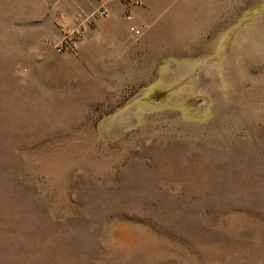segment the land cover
Returning <instances> with one entry per match:
<instances>
[{
  "label": "rangeland",
  "instance_id": "1",
  "mask_svg": "<svg viewBox=\"0 0 264 264\" xmlns=\"http://www.w3.org/2000/svg\"><path fill=\"white\" fill-rule=\"evenodd\" d=\"M76 1L0 0V264H264V0Z\"/></svg>",
  "mask_w": 264,
  "mask_h": 264
},
{
  "label": "crops",
  "instance_id": "2",
  "mask_svg": "<svg viewBox=\"0 0 264 264\" xmlns=\"http://www.w3.org/2000/svg\"><path fill=\"white\" fill-rule=\"evenodd\" d=\"M175 4V0H77L73 7L75 16L71 17V21L85 28L86 35L83 33L82 42L86 41L87 34L92 30L91 25L96 31L104 32L107 29L125 38L129 36V27L131 30L132 27L139 29L136 34H141L156 19L167 17ZM101 6L106 7L107 14L99 17L97 12ZM67 26L77 29L71 24Z\"/></svg>",
  "mask_w": 264,
  "mask_h": 264
},
{
  "label": "built area",
  "instance_id": "3",
  "mask_svg": "<svg viewBox=\"0 0 264 264\" xmlns=\"http://www.w3.org/2000/svg\"><path fill=\"white\" fill-rule=\"evenodd\" d=\"M107 14L106 7H102L98 10L97 15L99 17L105 16ZM62 29V38L56 45L59 52H65L67 50L78 52L80 50V41L84 33V28L71 29L67 26L64 20L60 21ZM135 33H139V29L132 27Z\"/></svg>",
  "mask_w": 264,
  "mask_h": 264
},
{
  "label": "bare ground",
  "instance_id": "4",
  "mask_svg": "<svg viewBox=\"0 0 264 264\" xmlns=\"http://www.w3.org/2000/svg\"><path fill=\"white\" fill-rule=\"evenodd\" d=\"M245 31L244 32H246V33H250L251 31H247L246 29H244Z\"/></svg>",
  "mask_w": 264,
  "mask_h": 264
}]
</instances>
